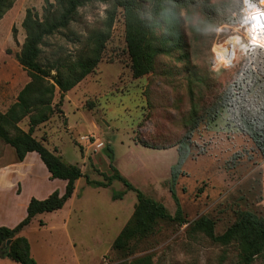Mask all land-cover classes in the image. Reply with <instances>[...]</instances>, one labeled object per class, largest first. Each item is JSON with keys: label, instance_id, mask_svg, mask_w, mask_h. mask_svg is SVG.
Returning a JSON list of instances; mask_svg holds the SVG:
<instances>
[{"label": "rangeland", "instance_id": "rangeland-1", "mask_svg": "<svg viewBox=\"0 0 264 264\" xmlns=\"http://www.w3.org/2000/svg\"><path fill=\"white\" fill-rule=\"evenodd\" d=\"M196 2V12L184 24L190 64L180 61L179 53L160 55L154 71L140 79L132 75L125 14L119 9L101 63L79 87L71 90L64 103L68 120L58 115L47 146L57 147L65 162L83 166L86 176L102 180L97 182L113 175V164L132 185L165 205L175 216L178 207L171 193V170L181 158L179 147L191 135L186 150L189 154L174 187L187 223L159 221L156 232L137 242L135 254L125 257L113 250V244L133 215L136 193L118 180L106 186V191L82 182L75 202H69L62 212L38 215L23 231L37 264H123L145 255H151L154 264H243L237 244L221 245L189 229L203 216L215 221L217 235L223 234L240 212L249 211L264 218V157L223 105L230 89L241 92V87L246 88L252 81L253 75L245 72L251 67L253 73H261V81L248 98L258 106L264 105V60H253L242 52L229 69L215 63L214 49L235 35L233 26L244 0H211L213 7L207 10L203 0ZM44 6L45 0H13L12 7L0 19L3 106L17 101L30 81L16 58L26 39L22 23L28 9L42 14ZM108 8V4L96 2L80 9L73 28L84 32L87 25L92 27L103 20ZM182 15H187L185 10ZM47 43L44 51L50 58L57 52L75 54V45L62 34L49 38ZM198 77H203L204 85L192 86V80ZM193 102H199L197 117H192ZM197 118L200 123L192 129ZM89 134H97L105 146L94 155L85 154V160L79 141ZM133 140L167 150L145 148ZM39 177L44 179V174L39 173ZM56 186L61 188L62 184L44 179L39 188L27 185L21 198L13 190L6 191L1 202L5 212L0 214V226L11 227L18 219H24L26 199L32 194L44 197ZM118 194L123 196L114 198ZM70 212L67 228L64 220ZM0 264L19 263L1 257ZM252 264H264V255Z\"/></svg>", "mask_w": 264, "mask_h": 264}, {"label": "trees", "instance_id": "trees-1", "mask_svg": "<svg viewBox=\"0 0 264 264\" xmlns=\"http://www.w3.org/2000/svg\"><path fill=\"white\" fill-rule=\"evenodd\" d=\"M96 2L108 4L106 17L92 27L87 25L84 32L76 31L73 23L80 9ZM12 5L13 0H0V19ZM203 5L205 10L213 7L211 0H203ZM196 6V0H45L42 14L35 9L26 11L22 23L26 39L16 58L27 71L30 81L20 91L17 101L5 112L0 111V142L13 147L21 162L29 153H38L51 174V180H65L67 186L63 195L55 190L46 199L32 198L26 217L16 227H0L1 257H9L19 264H37L32 256L31 244L21 235L22 231L38 215L62 209L73 196L75 184L81 178H86L88 184L99 187L109 186L113 180H118L128 190L136 193L138 202L133 215L113 244V250L125 257L135 254L137 242L156 232L159 221L187 223L183 218L174 187L183 172L180 168L189 154L186 150L188 144H191V135L179 147L181 158L171 170V193L178 207L176 215L173 216L165 205L146 196L132 185L113 164V175L106 176V183L91 180L78 165L65 162L57 149L49 150L45 145L46 138H43V141L37 140L34 132L55 115L64 116L62 106L66 94L98 68L106 44L112 37L119 9H123L125 14L126 43L131 58L132 75L134 79H140L154 71L156 59L160 55L171 56L179 53V60L186 65L190 64L191 54L187 51L189 42L184 24L196 12ZM183 10L186 11V16L182 15ZM239 19L240 16L237 22ZM193 30L198 31V28ZM57 34L64 35L70 44L75 45V54L67 56L57 52L52 54L51 58L45 55L44 47L48 46V39ZM245 72L249 73L250 77L253 75L252 81L248 82L246 88L242 86L241 92L230 89L231 94L228 93L224 98L223 105L229 108L232 120L242 133L251 137L264 157V105L258 106L248 98L255 84L261 81V73H253L252 67L246 68ZM192 82V86L195 84L197 87H202L205 83L203 77H198ZM192 91L195 90L192 88ZM57 94L60 98L55 103ZM197 105L199 102H193L192 117L198 116ZM25 119H28V131L19 125ZM199 123L197 118L192 129ZM135 142L147 148L163 149L143 141ZM122 196L123 194H118L114 198ZM40 225L44 226L45 223L41 221ZM189 231L201 232L221 245L237 244L239 258L243 264H252L257 257L264 255V218L253 212H240L237 220L221 235L215 233V221L205 216L194 221ZM9 240L11 243L7 246ZM123 264L154 263L151 255H145Z\"/></svg>", "mask_w": 264, "mask_h": 264}, {"label": "crops", "instance_id": "crops-1", "mask_svg": "<svg viewBox=\"0 0 264 264\" xmlns=\"http://www.w3.org/2000/svg\"><path fill=\"white\" fill-rule=\"evenodd\" d=\"M81 83L77 87H79L81 85ZM72 91L68 92L67 95L64 98V102H63V106H62L63 111H64V103H65L67 97L69 96V94ZM57 97H59V96L58 95L56 96L55 102H57ZM14 102H16V100L12 101L11 103H8L7 106H3L1 104V102H0V111L5 112L9 108V106L11 104H13ZM64 116L68 120V118L65 115V111H64ZM56 118H58V115H55L50 121H48V122L42 124L41 126H39L36 129V131L34 132V137L37 140L43 141V138H45V136L47 137L46 138L47 141H45L46 147L49 146L50 133H51L52 125H53L52 123L56 120ZM19 125H20V127L23 130L28 131V129H29L28 119L23 120ZM67 128L69 129L70 126H67ZM134 143L136 145L142 146L140 144H137L135 141H134ZM142 147H144V146H142ZM145 148H147V147H145ZM55 149H57V147H53V148H51L49 150L54 151ZM149 149H153V148H149ZM170 149H172V148H170ZM154 150H167V149H154ZM100 151H98V152H100ZM58 154L60 155L59 151H58ZM85 156L86 155L84 154L83 157H84L85 160H87ZM76 165H78L82 169V171H83V166L81 167L79 164H76ZM39 173L44 174V179L45 180H47V181H50L51 180V178H50L51 177V174H50L49 170L47 169L46 165L42 162V160H41V158H40V156H39L38 153H36V152L29 153L26 156L25 160L21 162V161L18 160L17 155H16V151H15V149L13 147H11L10 145H6L3 142H0V214H4V212H5V209H4L5 207H4L3 204H1V202H3V200H4V194H5V192L6 191H9V190H13V192L15 193V196L17 198L23 197V195L27 191V188H26L27 185H31L34 188H39L40 187L41 182L44 179H42V178L39 177ZM89 177L91 178V180L102 181V180H100V179H98L96 177H93V176H89ZM51 181L56 182L58 184H62L61 188H58L60 186H56L58 189L56 187L55 188H51L44 197H39V196H37L35 194H32L25 201V208L26 209H27V207L29 205V202H30V200L32 198L45 199V198L49 197L56 189L61 193V195H63L65 193L66 186H67V181L60 180V179H55V180H51ZM82 182H84V184L86 186H88V183H87V181H86L85 178L79 179L76 182V184H75V191H74L73 196L68 200V202L65 204V206L62 209H60L58 211H55V212H62L66 208V206H67V204L69 202L71 204L73 202H75L76 197L79 194V192H78V186H81V183ZM104 182H106V181L104 180ZM24 183H26V184H24ZM109 187H106V188H104V187H97L96 189L98 191H106V189L109 188ZM137 202H138V200H137ZM135 205H136V203H135ZM134 209H135V207H134ZM71 217H72V212H70L67 215V220H64L65 225L67 226V228L69 227V219H71ZM22 219L23 218L18 219L9 228L16 227L20 223V221ZM23 231H22L21 235H23ZM31 252H32V247H31Z\"/></svg>", "mask_w": 264, "mask_h": 264}, {"label": "built area", "instance_id": "built-area-1", "mask_svg": "<svg viewBox=\"0 0 264 264\" xmlns=\"http://www.w3.org/2000/svg\"><path fill=\"white\" fill-rule=\"evenodd\" d=\"M253 11L257 13L254 23L250 17ZM233 28L234 34L240 36L242 42L246 44V48L240 53L247 54L253 60H264V4L262 0H244L240 19ZM79 142L80 148L86 155L97 153L105 146L97 134L83 135Z\"/></svg>", "mask_w": 264, "mask_h": 264}, {"label": "bare ground", "instance_id": "bare-ground-1", "mask_svg": "<svg viewBox=\"0 0 264 264\" xmlns=\"http://www.w3.org/2000/svg\"><path fill=\"white\" fill-rule=\"evenodd\" d=\"M256 16V12L253 11L250 13L252 23H254ZM245 48L246 44L242 42L241 37L232 35L223 44L215 47L216 57L214 60L219 65L229 69L235 65V61L239 56L238 54Z\"/></svg>", "mask_w": 264, "mask_h": 264}, {"label": "water", "instance_id": "water-1", "mask_svg": "<svg viewBox=\"0 0 264 264\" xmlns=\"http://www.w3.org/2000/svg\"><path fill=\"white\" fill-rule=\"evenodd\" d=\"M10 243H11V241L9 240V241L7 242V246L10 245Z\"/></svg>", "mask_w": 264, "mask_h": 264}]
</instances>
